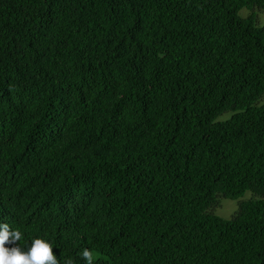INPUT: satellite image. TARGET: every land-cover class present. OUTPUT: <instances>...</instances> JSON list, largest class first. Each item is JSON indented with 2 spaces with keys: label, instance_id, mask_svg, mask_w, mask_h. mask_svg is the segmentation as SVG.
I'll return each instance as SVG.
<instances>
[{
  "label": "trees",
  "instance_id": "1",
  "mask_svg": "<svg viewBox=\"0 0 264 264\" xmlns=\"http://www.w3.org/2000/svg\"><path fill=\"white\" fill-rule=\"evenodd\" d=\"M253 8L0 0V223L20 247L40 237L59 264L85 249L264 264V26L239 15ZM246 192L232 218L213 213Z\"/></svg>",
  "mask_w": 264,
  "mask_h": 264
},
{
  "label": "clouds",
  "instance_id": "2",
  "mask_svg": "<svg viewBox=\"0 0 264 264\" xmlns=\"http://www.w3.org/2000/svg\"><path fill=\"white\" fill-rule=\"evenodd\" d=\"M22 237L20 230H13L7 223H0V264H59L50 242L36 237L25 250L17 243ZM6 244L14 246L6 247ZM82 256L87 264H94L91 251L85 249Z\"/></svg>",
  "mask_w": 264,
  "mask_h": 264
},
{
  "label": "rangeland",
  "instance_id": "3",
  "mask_svg": "<svg viewBox=\"0 0 264 264\" xmlns=\"http://www.w3.org/2000/svg\"><path fill=\"white\" fill-rule=\"evenodd\" d=\"M239 15L243 18L253 15L252 17L255 20V23L258 26H264V10H259L256 8L253 9H242L239 12ZM257 106H264V94L261 98L256 102ZM231 117V112L223 113L220 117L217 118L216 121H227ZM253 195L250 192H246L241 198L237 200H229V199H219L213 213L223 219L232 218L235 213L238 211V204L240 201H245L252 199Z\"/></svg>",
  "mask_w": 264,
  "mask_h": 264
}]
</instances>
